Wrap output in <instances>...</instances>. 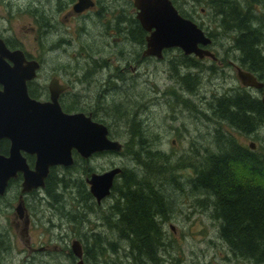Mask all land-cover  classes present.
I'll return each mask as SVG.
<instances>
[{
    "label": "rangeland",
    "instance_id": "obj_1",
    "mask_svg": "<svg viewBox=\"0 0 264 264\" xmlns=\"http://www.w3.org/2000/svg\"><path fill=\"white\" fill-rule=\"evenodd\" d=\"M171 1L180 14L186 13L206 35H213L209 50L216 54L221 64L204 59L198 68L186 69L181 65L183 59L179 51L173 49L167 52L162 61H143L137 67L139 77L136 79L117 83L110 78L105 83L108 72L104 71L93 77L91 82L88 80L92 84L89 88L91 91L87 100L79 101L78 107L87 115L94 113L96 121L108 127L110 139L123 145L127 143V151L124 155L109 153L89 163L76 157L69 170L58 169L53 172L56 194L62 195L59 198L60 208L49 198L38 201L34 196L29 197L34 208L31 210L38 208L37 212H44L46 217H49V213H46L45 206L51 204L55 210V218L52 217L54 224H61L59 227L50 228L46 218V222L40 224L43 227L33 229L28 234L16 230L12 222L20 223L14 220L13 215L17 203V199L13 198L17 190L11 187L8 196L0 198V243L4 241L0 244V264H75L76 259L70 252L71 241L79 240L83 252L84 248L92 251L98 250L93 241L97 237L104 242V257L96 251L97 255L89 261L84 254V264H138L125 258L127 246L111 236L105 221L112 214L114 203H123L120 193L126 194L127 189L130 191L138 187L146 195L152 193L162 197L159 219L165 247L158 252L159 264H251L233 255L219 239L220 221L211 217L215 198L207 194L212 189L206 187L202 176L192 181V171L183 167L196 168L199 163H203L201 170L206 169L207 157L219 155L223 151L220 134L232 137L245 147L250 142L254 143L256 152L264 155V125L243 136L228 127L227 123L212 118L217 109L216 100L224 95L231 97L240 88L234 70L228 64V61L238 64L239 54L230 50L229 38L218 34L220 31L207 5L203 2L199 5L193 0ZM260 1L264 3V0ZM104 3L113 11L112 17L120 12L119 6L125 9L127 16L134 17L132 0H125L124 4L121 0H104ZM43 10V5L38 4L37 0H0V28L6 29L8 36L17 39L26 52L43 62L35 85L43 84L49 73L60 75L59 68L71 70V66H75V69L85 67L84 71H91V67L95 70L99 64L97 60L108 65L117 64L115 50L122 52L133 48L129 40L125 42L120 36L106 35L104 22L93 25L87 21L88 34L79 36L76 31L81 23L74 20L64 25L58 19L57 25L54 24L58 34L52 25L54 32L51 30V34L41 41L34 14ZM58 29L67 32L59 34ZM60 35L71 40L74 45L55 51L48 49L57 48ZM81 43L88 45L89 55L79 54ZM210 67L217 73L210 74ZM186 75H191V82H187V86L195 89L194 96L186 93L184 83H180ZM252 93L258 97L256 92ZM157 153L164 156V160L156 158ZM178 165H183V169L174 170L173 167ZM113 166L120 167L124 172L125 180L117 181L120 192L112 194L101 207L84 203L83 193L78 195V184L84 186L91 169L92 172H103ZM160 167H165L167 171H160ZM230 169L241 177H236L234 187L264 183L260 177L246 172L248 170L239 165H233ZM197 170L200 173V167ZM181 173L186 175L184 181L178 178ZM186 179L191 182L187 183ZM76 197H81L80 202L76 201ZM70 217L75 219L71 222ZM8 238L12 242L10 249L4 246ZM26 240L36 248V253L28 252ZM41 245L47 246L46 251H40ZM113 249L117 250L116 254Z\"/></svg>",
    "mask_w": 264,
    "mask_h": 264
},
{
    "label": "trees",
    "instance_id": "obj_2",
    "mask_svg": "<svg viewBox=\"0 0 264 264\" xmlns=\"http://www.w3.org/2000/svg\"><path fill=\"white\" fill-rule=\"evenodd\" d=\"M194 1L199 5L203 2L212 11L213 21L220 31L218 34L229 38L231 40L230 50L239 54V65L256 75L258 80L264 83V45H262L264 3L260 0ZM182 16L189 18L186 13ZM144 35L145 32L138 26V37L136 35L135 40L144 45ZM207 35L212 40L213 35L210 33ZM178 53L183 59L181 62L183 67L186 69L199 67L201 60L194 56L185 57L180 51ZM208 71L210 74L217 73L213 67H210ZM190 76L186 75L183 78L184 81L182 79L180 83H184L188 94L193 95L195 89L187 86V82L189 84L191 82ZM216 101L217 109L214 110L212 118L227 123L228 127L243 136L253 133L257 127L264 125V106L259 100H250L247 94L239 92L231 97L224 95ZM219 136L223 140L221 141L223 151L219 155L207 157V168H203L202 172L197 173L198 166L193 167V175L196 174V176L192 175L190 179L197 181L198 176H202L205 178L206 187L212 189L207 192L209 197L215 198L214 213L211 217L220 221L219 239L226 244L232 254L251 264H264V183L234 187L236 177L237 179L241 177L238 172L234 173L230 169L233 165H239L247 169L246 172L260 177L264 182V155L250 150L248 146L236 143L230 136L221 134ZM0 150L2 151V148ZM155 157L164 160L162 158L164 156L159 153L155 154ZM182 167L183 165H178L173 169L180 170ZM159 170L167 171L165 167H160ZM52 172L46 180L45 191L53 195L56 193V184L54 185L55 181H52ZM78 191L79 195L86 192L85 187L80 183ZM120 197L123 203H114L111 208L112 214L105 220L111 236L127 246L125 258L136 261L138 264H159L158 252L165 247L161 218L159 219L162 197L158 194L152 195V193L142 194L136 189L130 191L127 189V193H120ZM70 219L72 222L75 218L70 217ZM93 241L98 250L89 251L88 248H84L85 259L89 261L97 255L96 251L104 257L103 240L97 237ZM4 246L9 247L8 242ZM4 249L7 251L10 247ZM112 251L114 254L117 253L115 249Z\"/></svg>",
    "mask_w": 264,
    "mask_h": 264
},
{
    "label": "water",
    "instance_id": "obj_3",
    "mask_svg": "<svg viewBox=\"0 0 264 264\" xmlns=\"http://www.w3.org/2000/svg\"><path fill=\"white\" fill-rule=\"evenodd\" d=\"M133 1L136 19L148 33L145 55L160 59L163 50L179 49L184 55L199 60L205 57L216 59L209 50L211 38L195 22L183 17L171 0ZM93 6L91 0H78L73 9L80 13ZM39 67L36 60H25L21 51L7 50L0 39V141L5 139L10 143L8 154H0V196L18 173L23 177V194L42 188L50 168L73 165V150L84 159L96 153L119 154L123 151L119 142L108 137V129L103 124L82 113H63L56 95H52V101L48 103L30 98L26 82L35 78ZM235 71L243 87H263L252 73L238 67ZM56 84L55 80L50 84L52 94ZM262 104L264 106V99ZM23 153L35 157L33 169ZM120 173L119 168H114L102 174H92L88 179L90 192L98 203L109 196L113 179ZM22 210L19 204L16 212L20 216ZM71 250L77 258L76 264H84L79 241L72 240Z\"/></svg>",
    "mask_w": 264,
    "mask_h": 264
},
{
    "label": "flooded vegetation",
    "instance_id": "obj_4",
    "mask_svg": "<svg viewBox=\"0 0 264 264\" xmlns=\"http://www.w3.org/2000/svg\"><path fill=\"white\" fill-rule=\"evenodd\" d=\"M91 1L94 3L93 7H90L89 9H86L80 13H76L73 8H74L75 4L78 3V0H37V3L40 5H43V7H44L43 12L40 13L39 11H36V13L34 14V17L36 18L37 23H38L40 39H41V41H44L46 39V37L51 34V30H53L52 25H53L55 32L58 34V31L56 30V28L54 26V24L57 23L58 19H60L62 21V23H64V25L71 22V21H74V20H77L79 23H81L82 25L79 26V29H77V31H76V34H78L79 36H81V35L86 36L88 34L87 26H86L87 21H90L93 25H95L97 23L104 22V25H105L104 33L106 35H108V36H120L123 38V40L125 42H126V40L131 41L130 45H133V48H131L129 50L124 49V50H122V52L119 51V49L115 50V54H116V56H118L117 57V61H118L117 64L108 65V63H106V62H103V61L100 62L99 60H97L99 62V64L97 63L95 70H94V68L92 69V67H91L90 68L91 71H84L85 67H80L78 69H75V66H71V68L73 70L72 69L66 70L65 68H59V71L61 73L60 75H53L52 73H49L46 76V79H45L43 84L35 85L36 84L35 82H36L41 70L43 69L42 60L34 58L28 52H26L23 49V44L21 42H19L17 39H15L11 36H8L6 34V29L0 28V39L4 43V46L6 47L7 50H9V51H16V50L21 51L25 57V60H36L39 63L40 67L36 71L35 78L31 81L26 82L27 94L30 98H32L38 102H41V103H48V102L52 101L51 100L52 95H56V100H57V102H58L63 113H65V114L82 113L85 116L89 117L91 120L98 122L94 118L95 117L94 113H92V114L90 113L87 115L84 113V111L81 108L78 107V104H80L79 101L87 100V96L91 91L89 88L92 86V84L91 83L89 84V82L92 81L93 77H96L98 74H100L104 71H107L108 72V78L106 79L105 83H108L110 78L112 80L117 81V83H122L126 79H130V80L136 79L139 77V74L137 73V69H138L137 67H140L142 65L141 63L143 61L153 60V59H156L158 61H162V60H164L168 50H173V49L163 50L162 58H160V59H158L157 57H154V56H148V55L144 54L145 48H146L145 38L148 35V33L145 32L141 28L138 20L136 19V10H135L134 5H133L134 4L133 0H132V7L133 8L131 9V11L134 13V17L127 16L125 9L122 8V6H119L121 8H120V12L118 13V15L112 17L113 11H111L109 9L110 8L109 5L104 3V0H91ZM121 3L124 4L125 0H121ZM53 4H55V5H53ZM123 24H126L127 26H122ZM138 26H140V28L145 32V35H144L145 43H144V45L140 44L139 41L137 42L135 40L136 35L138 37ZM54 30H53V32H54ZM58 30H59V34H60V32H67L66 30H61V29H58ZM76 43H78V41H76ZM56 45H57V48L52 47V48H48V49L53 50V51H55L57 49H66V48L72 47L74 44L72 43L71 40H66V37H64V36L61 37V35H60ZM41 46H42V44H41ZM87 46L88 45L81 43V47L79 50L80 55L88 54L90 49ZM177 50H179V49H177ZM179 51L182 53L181 50H179ZM214 55L216 57L215 60H212L211 58H208V57H205L204 59H209L213 62L221 64L220 60L216 56V54H214ZM183 56L186 57V55H184V54H183ZM204 59H202V60H204ZM5 61L7 63L11 64L7 59H5ZM228 64L234 70L235 76H236L235 68H237V67L243 71H247L239 65V62L237 64V63H232V62L228 61ZM68 71H73L72 72L73 74L69 73ZM247 72H249V71H247ZM254 76L258 80L257 76L256 75H254ZM53 80H55L57 82V84L54 88H52V90H53V94H52V91L50 89V84ZM88 80H89V82H88ZM236 80L238 81L237 77H236ZM258 81L263 83L260 80H258ZM94 83H95V81H94ZM239 84H240V82H239ZM79 85H80V87H79ZM1 89H2V87L0 85V90ZM184 91H186V89H184ZM234 92H236V93L243 92V93L247 94V96H249L250 100H256L257 99L262 104V101L264 99V83H263V87L261 89L246 88L240 84V88L236 89V91H234ZM252 92H256L258 94V97L255 96ZM186 93H188V92L186 91ZM193 96H194V94H193ZM98 123L103 124L101 122H98ZM103 125L106 126L105 124H103ZM107 129H108V127H107ZM108 137H109V129H108ZM111 140H113V139H111ZM174 143H175V141H173V144ZM121 145H122L123 151L119 154L112 153V152H102V153L93 154L89 158L84 159L78 153H76L73 150L72 151V157H73L74 161H75V158L78 157V159H80L81 161H83V162L86 161L87 163H89L92 159L102 158L104 155H107L109 153L115 154V155H124L125 152L127 151L128 145H127V143H125L124 145L123 144H121ZM9 147H10V143L8 140L3 139L0 141V148H2V151H3L2 154L3 155L8 154ZM248 148L252 151H256L254 143L250 142L248 144ZM2 151L0 150V153ZM23 157L26 158V162L29 165V167L33 169L35 157L29 156L26 154H23ZM203 165H204L203 163L198 164V167H200L199 171L204 170V169L201 170ZM72 166H69V167L56 166V167L50 168L49 173H48L46 179L44 180V186L42 188H38L39 190L33 189L30 192L24 193V194L21 192L23 177L20 173L17 174V177L15 179H12L9 181V184L6 188L4 195L0 196V198H4V197L8 196V193L11 190V187H13V186L17 190V192H16V194H14V198H13V200L17 199V203H16V206L14 207V211H13L14 214L13 215H14V220H18V221H20V223L16 224V223L12 222V224L16 230H20V233H22V234L23 233L28 234L33 229H37V228L40 229L41 227H43V226H40V224L41 223L44 224V222H46V218H47V225L50 228L61 226V224H58V225L54 224V219L52 217L55 218V210L53 209V206H51V204H46V206H45V209L47 210L46 213H49V217H46L44 212H43V214L42 213L40 214L37 212L38 208H36V210H31V208H33V206L30 204L29 197L34 196L35 199L38 201H43L44 197H46L47 199L49 198L53 201V204L56 207L60 208L61 203H60L59 198L62 195H57L56 193H53V195L46 193V191H45L46 190V180L48 179V177L52 171L55 173V171L58 169L69 170L68 168H70ZM185 167H187V169H190L192 171V173H194V171L192 170L193 166H185L184 165L183 168H185ZM114 168H119L121 170V173L113 179L112 186L110 188L109 196L106 197L105 199L101 200L98 203L96 201V199L93 197V195L91 194L90 186L87 183V181H88V179H90L92 174H102V173L110 171L111 169H114ZM53 172H52V174H53ZM123 174H124L123 170L117 166H113L112 168H108L106 170H103V172H92V169H91V172L86 177L87 179L85 178L84 187H85L86 192H85V194L82 195L83 196L82 201L84 203L89 204L90 206L93 205L96 207H101L103 205V203L105 202V200H107L109 197H111L112 194L117 193L116 192V190H118L117 181L119 179L125 180V178H123ZM185 177H186V175H182V173H181V175L178 176V178L182 179L183 181H184ZM52 179L54 180V177ZM186 180L188 181L187 183L191 182V180L189 181V179H186ZM136 190L139 193L144 194L143 193L144 191H141L140 187H138ZM76 198H77L76 201L80 202L81 197H76ZM56 202H59L60 204H56ZM19 204H21L23 207L21 216L16 212V208ZM77 217H78V215H77ZM23 224H24V226H23ZM73 240H77V239H73ZM77 241H79V240H77ZM7 242H8L9 247H10L12 242L9 238L7 239ZM2 243H4V241L1 242L0 244H2ZM25 244H26V248L28 249V252L36 253L35 252L36 248H33L32 246H30L29 241L27 242V240H26ZM80 244H81V242H80ZM45 246L46 245H41L39 247L40 251H46L47 246L46 247ZM81 247H82V245H81ZM82 250H83V248H82ZM70 252H71L74 260L76 259V262H75V264H76L77 258L74 256V254L71 250V243H70ZM83 259H84V252H83Z\"/></svg>",
    "mask_w": 264,
    "mask_h": 264
},
{
    "label": "bare ground",
    "instance_id": "obj_5",
    "mask_svg": "<svg viewBox=\"0 0 264 264\" xmlns=\"http://www.w3.org/2000/svg\"><path fill=\"white\" fill-rule=\"evenodd\" d=\"M116 142H118V141H116ZM0 154H2V153H0ZM23 154H24V153H23ZM23 154H22V155H23ZM2 155H3V154H2ZM5 156H6V155H5ZM190 174H191V173H190ZM35 190H39V189L37 188V189H35Z\"/></svg>",
    "mask_w": 264,
    "mask_h": 264
}]
</instances>
